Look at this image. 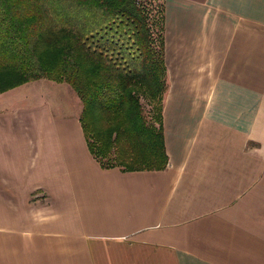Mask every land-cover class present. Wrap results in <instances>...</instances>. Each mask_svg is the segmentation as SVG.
<instances>
[{
  "label": "crops",
  "instance_id": "crops-1",
  "mask_svg": "<svg viewBox=\"0 0 264 264\" xmlns=\"http://www.w3.org/2000/svg\"><path fill=\"white\" fill-rule=\"evenodd\" d=\"M163 9L165 169L103 168L67 83L0 94V264H264V0Z\"/></svg>",
  "mask_w": 264,
  "mask_h": 264
},
{
  "label": "trees",
  "instance_id": "trees-1",
  "mask_svg": "<svg viewBox=\"0 0 264 264\" xmlns=\"http://www.w3.org/2000/svg\"><path fill=\"white\" fill-rule=\"evenodd\" d=\"M41 79L78 94L89 151L103 168L167 167L163 7L146 0H0V94Z\"/></svg>",
  "mask_w": 264,
  "mask_h": 264
},
{
  "label": "rangeland",
  "instance_id": "rangeland-1",
  "mask_svg": "<svg viewBox=\"0 0 264 264\" xmlns=\"http://www.w3.org/2000/svg\"><path fill=\"white\" fill-rule=\"evenodd\" d=\"M146 2L148 3V4H150V7H152V8H158V9H160V10H162V7H163V0H146ZM156 27H155V29H154V31L156 32ZM38 81V80H37ZM40 81H42V82H39V83H37L38 85L39 84H41V85H39L40 86V88H37V89H35V91H37V92H39V95H41V94H45V93H47L48 94V97L51 99V100H54V101H56V103H58V102H60V103H62V102H64V101H68V103H69V101H70V99H69V96L67 95V94H65L64 93V90H63V86H61V85H59V83L58 82H56V81H52V80H49V79H43V80H40ZM31 82H33V81H31ZM43 82H46L45 83V86H43ZM27 84V83H26ZM24 85V84H23ZM64 85V84H63ZM66 85V84H65ZM64 85V86H65ZM69 85V84H68ZM22 86V85H21ZM19 87V86H18ZM66 87H69V86H66ZM15 88H17V87H15ZM43 88H44V90H43ZM14 89V88H13ZM70 89H72V88H70ZM72 91V90H71ZM74 91V90H73ZM7 92V91H6ZM22 92L24 93V94H26V92H25V90H22ZM74 93V92H73ZM28 95V94H27ZM75 95H77V94H75ZM30 96V95H29ZM18 97V96H17ZM28 99L29 100H31V97H28ZM15 99H13L12 101H14ZM142 103H143V106H144V111H145V114L146 115H148L149 113H150V110H151V108H150V105H149V103L146 101V100H142ZM61 110H64V111H68L69 110V108H66L65 107V109H62L61 108Z\"/></svg>",
  "mask_w": 264,
  "mask_h": 264
}]
</instances>
